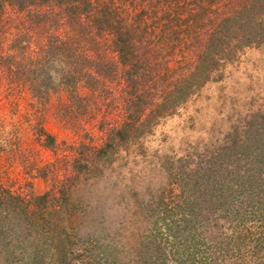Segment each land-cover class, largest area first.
I'll return each instance as SVG.
<instances>
[{
	"label": "rangeland",
	"instance_id": "obj_1",
	"mask_svg": "<svg viewBox=\"0 0 264 264\" xmlns=\"http://www.w3.org/2000/svg\"><path fill=\"white\" fill-rule=\"evenodd\" d=\"M31 10L5 6L0 16V188L27 199L62 185L63 211L50 219L65 227L58 237L68 233L88 243L76 247L84 261L112 264L115 257L121 263L157 232L159 239L192 231L221 252L216 223L225 209L249 198L263 201L257 177L264 180V47L224 49L205 81L182 100L162 103L161 94L143 93L138 103L144 111L129 126L117 76L92 90L80 79L74 88L62 80L54 85L49 68L58 57H39L50 25ZM14 36L16 52L9 47ZM29 76L40 82L36 96ZM41 128L53 136L52 147L42 145ZM163 206L179 208L186 227L167 229L168 218L180 214ZM28 220L20 211L0 220V264H24L31 255L38 224ZM258 223L245 226L254 235ZM223 255L220 264H245ZM50 263L47 255L43 264Z\"/></svg>",
	"mask_w": 264,
	"mask_h": 264
},
{
	"label": "trees",
	"instance_id": "obj_2",
	"mask_svg": "<svg viewBox=\"0 0 264 264\" xmlns=\"http://www.w3.org/2000/svg\"><path fill=\"white\" fill-rule=\"evenodd\" d=\"M5 6L18 11L36 9L41 22L47 21L50 26L44 34L39 57L69 60L67 63L71 65L62 79L65 85L74 88L80 79L92 90L100 80L117 76L122 84L123 110L129 126L144 111L138 103L143 93L151 97L161 94L162 103H168L169 98L182 100L199 87L197 82L201 78L205 81L224 49L231 53L234 47H264V0H0V16ZM17 38L14 36L13 45L9 46L15 52ZM76 64L81 66L77 68ZM74 72L77 75L71 76ZM26 82L32 94L38 95V79L29 76ZM39 136L43 137L45 147L55 144L53 136L43 128ZM256 160L263 161V157L257 156ZM259 163L263 167L264 162ZM37 174L45 178L44 174ZM257 178L262 184L259 191L263 201L253 203L249 198L231 203L225 209L228 210L225 218L216 223L220 228L215 243L222 253L219 250L214 253L215 249H209L210 245L192 231L181 235L170 232L159 239L157 232L141 239L138 248L125 259L121 255V263L112 258V264H220L224 252L237 262L255 264L256 260L264 264V180ZM29 196L23 199L20 194L0 188V220L20 211L29 223L32 218L38 224L35 229L38 236L31 241L34 248L31 255L24 256V264H31L32 260L43 264L47 255L50 264L107 263L105 258L84 261L76 247H86L87 242L76 241L68 233L58 237L65 227L50 216L63 211L62 185ZM213 204L215 210L221 211L219 202ZM161 209L179 210L164 206ZM191 218L193 225L196 216ZM252 220L259 222L258 234L253 235L245 226ZM186 221L180 214L179 219L168 218L165 225L167 229L173 225L186 227ZM0 224L3 228L4 223ZM248 255L254 259L246 261Z\"/></svg>",
	"mask_w": 264,
	"mask_h": 264
},
{
	"label": "clouds",
	"instance_id": "obj_3",
	"mask_svg": "<svg viewBox=\"0 0 264 264\" xmlns=\"http://www.w3.org/2000/svg\"><path fill=\"white\" fill-rule=\"evenodd\" d=\"M68 70V65L62 59H54L49 68V75L52 77L54 85L61 82L63 75Z\"/></svg>",
	"mask_w": 264,
	"mask_h": 264
}]
</instances>
